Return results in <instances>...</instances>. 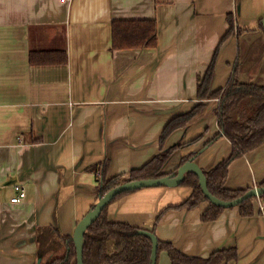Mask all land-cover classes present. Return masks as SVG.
Wrapping results in <instances>:
<instances>
[{
	"label": "crops",
	"instance_id": "1",
	"mask_svg": "<svg viewBox=\"0 0 264 264\" xmlns=\"http://www.w3.org/2000/svg\"><path fill=\"white\" fill-rule=\"evenodd\" d=\"M263 16L264 0H0V264L64 257L103 177L127 178L178 144L162 173L190 159L210 171L226 159L224 136L205 146L221 133L219 96L198 99L197 85L215 55L210 93L233 71L264 88ZM229 18L235 29L218 49ZM147 21L156 23L154 47L113 48L112 24ZM197 105L200 113L161 147L166 124ZM263 181L264 143L229 164L224 187ZM15 185L25 197L13 203ZM191 193L183 185L132 190L108 205V219L153 232L186 256L235 248L230 264H264L257 202L251 216L234 206L203 222L207 202L179 208ZM156 264H171L165 251Z\"/></svg>",
	"mask_w": 264,
	"mask_h": 264
},
{
	"label": "trees",
	"instance_id": "2",
	"mask_svg": "<svg viewBox=\"0 0 264 264\" xmlns=\"http://www.w3.org/2000/svg\"><path fill=\"white\" fill-rule=\"evenodd\" d=\"M112 25L113 48L154 47L156 45V23L154 21L116 22ZM228 25V31L222 37L218 49L235 29L231 18L228 19ZM214 58L215 55L198 82L197 98L206 99L219 96V104L215 114L217 126L221 133L215 135L205 146L210 145L220 136H224L231 144V153L210 171H203V174L211 195L222 201H231L241 197L249 188L230 190L224 187L229 164L264 143V88L253 84L240 83L236 80L233 71L222 91L210 93L209 89L214 73ZM202 108V105H197L190 112L177 116L168 122L160 136L161 147L173 131L186 127L200 113ZM235 114L236 117H234ZM180 146V144L174 145L162 151L142 168L132 170L127 178L116 176L109 180L104 177L99 179L97 201L110 189L123 182L159 179L167 176L161 170L171 154ZM190 157H194V155ZM104 165L106 166V164ZM180 185L190 187L192 193L179 208L191 210L202 202H207L209 206L202 213L201 220L210 222L219 217L224 208L211 204L204 197L199 187V179L194 173H186ZM259 186L264 188V181ZM128 192L131 191L116 195L110 203ZM259 198L264 201V195ZM255 202H257V197H249L235 207L239 209L241 216H251L255 212L258 213L255 210ZM94 205L91 206L90 210L93 209ZM108 205L104 207L98 218L84 233L83 264H150L152 246L150 238L139 234V231L142 230L140 228L124 223L111 222L107 214ZM162 251L166 252L171 264H230L237 259L235 248L216 250L207 257L200 258L183 255L172 244L158 241L156 258ZM46 264H76V251L73 241L69 239L68 253L64 257L54 258Z\"/></svg>",
	"mask_w": 264,
	"mask_h": 264
},
{
	"label": "water",
	"instance_id": "3",
	"mask_svg": "<svg viewBox=\"0 0 264 264\" xmlns=\"http://www.w3.org/2000/svg\"><path fill=\"white\" fill-rule=\"evenodd\" d=\"M263 31H264V16L261 20ZM192 172L199 179V187L204 195V197L213 205L221 208H230L238 205L243 200L249 197H260L264 195V188L257 186L249 189L241 197H238L231 201H222L215 196L211 195L207 188L206 178L203 174L202 169L194 163L192 159L180 165L176 172L159 179H141L134 181L123 182L114 188L110 189L103 196H101L98 201L95 203L93 209L89 210L83 218L77 223L73 234L72 241L76 251V264H83L82 258V248H83V236L86 229L98 218L101 211L106 207L110 201L118 194L126 191H132L144 187H155V186H167L175 187L180 185L186 173ZM139 234L145 235L150 238L152 242L151 246V255H150V264H156V252H157V238L156 236L148 231L141 230ZM39 260L37 264H39Z\"/></svg>",
	"mask_w": 264,
	"mask_h": 264
},
{
	"label": "built area",
	"instance_id": "4",
	"mask_svg": "<svg viewBox=\"0 0 264 264\" xmlns=\"http://www.w3.org/2000/svg\"><path fill=\"white\" fill-rule=\"evenodd\" d=\"M61 1L69 2L71 0H61ZM14 190L16 192V195L11 198V202H13V203L19 202L25 197V191H24V189L21 186L15 185L14 186ZM258 198L259 197H257L258 208H259L260 211H262V210H264V201L258 200Z\"/></svg>",
	"mask_w": 264,
	"mask_h": 264
},
{
	"label": "rangeland",
	"instance_id": "5",
	"mask_svg": "<svg viewBox=\"0 0 264 264\" xmlns=\"http://www.w3.org/2000/svg\"><path fill=\"white\" fill-rule=\"evenodd\" d=\"M61 256H63V255L61 254Z\"/></svg>",
	"mask_w": 264,
	"mask_h": 264
}]
</instances>
